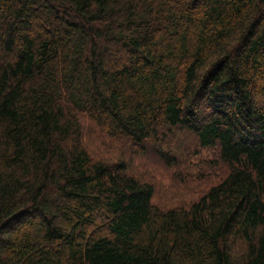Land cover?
I'll return each instance as SVG.
<instances>
[{
  "label": "trees",
  "instance_id": "16d2710c",
  "mask_svg": "<svg viewBox=\"0 0 264 264\" xmlns=\"http://www.w3.org/2000/svg\"><path fill=\"white\" fill-rule=\"evenodd\" d=\"M0 264H264V0H0Z\"/></svg>",
  "mask_w": 264,
  "mask_h": 264
},
{
  "label": "rangeland",
  "instance_id": "374dc122",
  "mask_svg": "<svg viewBox=\"0 0 264 264\" xmlns=\"http://www.w3.org/2000/svg\"><path fill=\"white\" fill-rule=\"evenodd\" d=\"M87 129L93 130V127H88ZM94 131V130H93ZM185 137V136H184ZM178 144V143H176ZM200 156L202 158L210 156V152L200 150ZM199 155H194L191 157V163L188 165L189 171H197V158ZM148 159L146 161H141L138 164V168H143V169H148V170H154L155 172L158 173L157 177L159 179V185L158 189L161 194H163L164 197H167L171 203H174L176 201H180V203H186L190 198H189V193L183 192L181 190H178L176 192H171L172 188L167 187L169 184V169L165 166L166 164L164 161L157 160L156 157H154L152 154L147 156ZM185 169V167H184ZM193 182V181H192ZM196 183V182H194ZM183 189V188H182ZM168 191V193H165Z\"/></svg>",
  "mask_w": 264,
  "mask_h": 264
}]
</instances>
